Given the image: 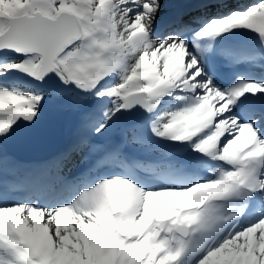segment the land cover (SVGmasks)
Wrapping results in <instances>:
<instances>
[{
  "label": "snow or ice",
  "instance_id": "obj_1",
  "mask_svg": "<svg viewBox=\"0 0 264 264\" xmlns=\"http://www.w3.org/2000/svg\"><path fill=\"white\" fill-rule=\"evenodd\" d=\"M161 6V0H0V78L23 71L43 81L55 73L101 100L114 97L104 119L83 115L77 150L91 134L103 135L117 113L138 104L153 112L164 97L189 93L186 106L164 114L152 131L192 143L229 167L191 186L148 188L108 175L55 205L0 203V264H264V216L247 226L239 221L256 194L264 199V134L233 112L246 93H264V83L224 91L204 79L180 35L153 38ZM174 23L180 33L191 31L182 20ZM235 29L264 42V0L211 19L196 36ZM10 53L19 59H8ZM114 74L118 84L98 88ZM44 99L0 84V165L10 163L4 141L18 122L38 119Z\"/></svg>",
  "mask_w": 264,
  "mask_h": 264
},
{
  "label": "rangeland",
  "instance_id": "obj_2",
  "mask_svg": "<svg viewBox=\"0 0 264 264\" xmlns=\"http://www.w3.org/2000/svg\"><path fill=\"white\" fill-rule=\"evenodd\" d=\"M163 2H164V0H161V5H163ZM211 5L212 6H221L219 1L211 3ZM247 6H248V4L243 6L242 3L237 8H235V7L225 8V6H223V8H225V11H226V12L224 11V14L226 16L235 10H246ZM157 17H158V14H157ZM156 24L157 23L155 22L152 26L153 33H154V30L156 29ZM244 30H247V29H244ZM249 32H251V31H249ZM153 33H152V35L154 38L155 34H153ZM15 76H23L26 79H30V80L32 79V78H29L32 76L27 75L23 71H19V72L10 73L9 75L0 78V84H2L5 87L13 88V89H16V90L21 91V92H32L34 94L44 95L45 99L42 102L41 109H40V111H43V110L45 111L46 115H43L44 117H48V115L52 114L50 111V108L51 109H57L58 111L61 110L62 113H64V111L66 112L65 120H64L66 123V128H65L66 136L64 135L63 129L53 131L54 134H56V132H58V131H61V133L56 136V141L58 138H61V141L59 144L61 146L66 147V145L68 144L67 142L70 141V138L67 137L68 132L72 136L74 134H77V133H83L82 117L85 113L91 114L95 118L102 120V119H104V113L107 112L108 110H110L114 106V104H113V101L115 100L114 97H104V99L101 100L95 96L94 92H91V93L82 92L80 89L76 88V86L74 84H68V85L63 84L60 81L59 77H58V80L56 79L53 81L54 83L52 82L49 86L46 85L44 91H35L36 88H38V86H40V85L36 82L26 81L29 84L28 87H30L31 89L30 88L24 89V91H23V90L19 89L16 85L12 84V82L15 83L14 80H12V79H15ZM120 80H121L120 76L114 74L112 77H108L106 80L101 81V84L98 86V88H110L114 84H118L120 82ZM20 84L24 85V83H20ZM189 95H190L189 93L183 94V93L178 91L173 96L164 97V99L160 101L159 106L157 107L158 113L156 115L150 117V119H152V120L149 123H147L146 125H143L144 127H141L139 130H137V128L141 124V121L144 119L143 118L141 120V118H142V116H145V114L147 112L144 107H142L138 104V105H136V107H134V110L131 109L130 111H133L130 114L132 119H130L129 121H126L125 125H122L117 121V118L119 115V113H117V115L110 122L108 130L103 135H96L94 133L91 134V138L93 136L95 138V140L91 139L92 148L95 149L94 152L92 153V157L95 154L98 155L99 150L102 148V147H99V145H97V143L95 142L96 140L101 139L103 141V140L110 139L111 141H113V138H114L113 133L115 131L121 129V130H126L124 133H126V138L128 141L130 140L131 143H134L136 146L141 147L143 149L150 148L151 151H154V153H151V154L153 156H156L157 159L159 160V163L163 166H165L169 162L176 166L178 164V162H176V160H179V158H184L186 156H189L190 158L195 159L192 161L191 166H198L200 168V176H198L195 180H193L192 183L194 181L196 182L199 180L211 179V178H209L211 176V173L216 171V170L211 169L213 167V164H215V166H214L215 168L217 167L219 169L220 168H227L225 166H228V165L224 164L221 161L213 160V159L209 158L208 156L203 155L201 153H197V151H194V149L184 150L183 146L189 142L180 143V142L173 141L171 139L161 138V137L157 136L152 131L153 125L160 123L162 118L164 117V114L176 111L179 109V107H182L181 103L184 100H188ZM177 96L185 97V99H177L176 98ZM91 99H95V101H93ZM47 100L51 101V104H49V106L46 103ZM94 102H97V104L93 105ZM98 104L101 106L97 107ZM65 105H68L70 107V109H68V107H66ZM138 108H140V109H138ZM99 111H102V116H98ZM139 111L145 112V114L143 115V113H141ZM127 114L129 115L128 111H127ZM53 116L54 117H61L62 114H61V112H57V113L53 114ZM150 140L155 141V143H153ZM149 141H150V143L148 144ZM73 144L74 143H72L71 146H73ZM159 144H163V145L159 146ZM190 144L193 145L192 143H190ZM84 149H86V148H84ZM119 149H120V147H119ZM89 152L90 151H88V153ZM82 153L84 154L83 151H80L79 156H82L84 158ZM13 154L17 159L21 160L26 156L27 152L23 151V152H17V153H13ZM62 156H64V154ZM109 157H108V160H109ZM46 158H48V157H46ZM42 159H45V158H42ZM14 160H16V159H14ZM20 160H16V161L20 162ZM40 160H36L34 158H29L26 162L29 163L31 161H40ZM85 161L86 160H82V163H84V164H82V166H81V170H84V174L78 176L74 182V188L77 186L78 190L81 189V187L83 185V184L82 185L80 184L81 182L90 183L92 180H94L97 177L108 176L105 174L103 175V172L101 173L100 169H97L96 171L88 172L87 167H86L88 165L87 164L88 161L86 163H85ZM20 163H22V162H20ZM85 164H87V165H85ZM14 166H17V165L16 164H10V163L6 166L4 165L3 170L1 172L5 176V178H4L5 181H7L6 177H7L9 172H14V173L18 174V171L13 169ZM37 166H39V165H37ZM10 167L12 169H10ZM82 168H85V169H82ZM29 170L31 172H35L34 170H37V168H36V166L35 167L29 166ZM77 170H79V169L75 168L70 173V175L76 174ZM179 170L181 172L185 171V167H183V166L179 167ZM204 175L207 178H205ZM22 176H24V175H22ZM66 177H68V175H64L62 179L66 178ZM31 182H32V184H38L40 181L38 179H34V180H31ZM191 184H185L184 186H190ZM32 187L37 188V185H34ZM29 188H31V187H29ZM74 188L72 189V192L74 191Z\"/></svg>",
  "mask_w": 264,
  "mask_h": 264
},
{
  "label": "bare ground",
  "instance_id": "obj_3",
  "mask_svg": "<svg viewBox=\"0 0 264 264\" xmlns=\"http://www.w3.org/2000/svg\"><path fill=\"white\" fill-rule=\"evenodd\" d=\"M209 21V20H208ZM235 31V30H234ZM234 31H233V33H234ZM155 34V33H154ZM170 36V35H169ZM169 36H167V35H162V34H158V35H155V39H159V40H164V39H167ZM167 37V38H166ZM181 93H183V94H186V92H181ZM187 102H188V100H184L182 103H181V106L182 107H184V106H186V104H187ZM182 107H179V108H182ZM139 112H141V111H139ZM125 113V112H124ZM142 113V112H141ZM13 134H15V135H18V134H20V131L17 129ZM57 135H59V134H54V135H52L51 137H50V139H49V141H48V143H47V145H46V148H45V145H42V146H40V147H38L37 148V150L35 151V152H33L32 154H30V155H27L26 157H24L23 159H21L20 160V162H22V164H24V165H26V164H28L26 161H27V158H34V159H36V160H40V159H42V158H46V157H48L49 155L47 154V150L48 149H50L51 148V150H54V149H56L57 147H58V145L60 144V141H61V138H58L57 139V141H56V136ZM26 139L25 138H23V141H25ZM54 142V143H53ZM53 143V144H52ZM53 145V146H52ZM183 149L184 150H191V149H193V145H191L190 143H187V144H185L184 146H183ZM197 153H199V152H197ZM39 156V157H38ZM185 159H182V160H180L179 161V165L180 166H182L183 165V161H184ZM187 160V162H189L190 160L189 159H186ZM213 161V160H212ZM215 166V164H213V167L211 168L212 170H216V169H219V168H215L214 167ZM48 167V165H43V166H41V169H46ZM214 168V169H213ZM87 171L88 172H90L91 170H89V169H87ZM31 174H32V172H31ZM211 176L213 177V178H215V175H214V173H211ZM86 183V182H85ZM81 185L82 184H84V182H81L80 183ZM257 219V217H254L252 220H256ZM249 223H252V222H249V221H247V220H244L243 221V224H242V226H247Z\"/></svg>",
  "mask_w": 264,
  "mask_h": 264
},
{
  "label": "water",
  "instance_id": "obj_4",
  "mask_svg": "<svg viewBox=\"0 0 264 264\" xmlns=\"http://www.w3.org/2000/svg\"><path fill=\"white\" fill-rule=\"evenodd\" d=\"M51 76H54L56 77L55 73H51L50 75H48L47 77H45V79L43 81H40V80H36L38 83H50L51 81ZM41 115L39 114V117Z\"/></svg>",
  "mask_w": 264,
  "mask_h": 264
},
{
  "label": "trees",
  "instance_id": "obj_5",
  "mask_svg": "<svg viewBox=\"0 0 264 264\" xmlns=\"http://www.w3.org/2000/svg\"><path fill=\"white\" fill-rule=\"evenodd\" d=\"M247 2H248V3H251L252 0H247ZM19 80H20V83H27L26 81H32V79L30 80V79H26V78H24V77H20ZM27 84H28V83H27ZM28 85H29V84H28ZM36 89H37V88H36Z\"/></svg>",
  "mask_w": 264,
  "mask_h": 264
}]
</instances>
